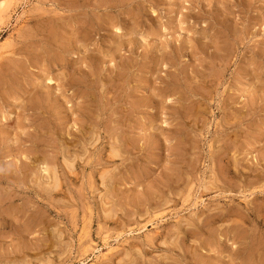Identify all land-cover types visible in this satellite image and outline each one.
<instances>
[{"label": "rangeland", "instance_id": "1", "mask_svg": "<svg viewBox=\"0 0 264 264\" xmlns=\"http://www.w3.org/2000/svg\"><path fill=\"white\" fill-rule=\"evenodd\" d=\"M0 264H264V0H0Z\"/></svg>", "mask_w": 264, "mask_h": 264}, {"label": "bare ground", "instance_id": "2", "mask_svg": "<svg viewBox=\"0 0 264 264\" xmlns=\"http://www.w3.org/2000/svg\"><path fill=\"white\" fill-rule=\"evenodd\" d=\"M81 112L83 113V115L85 114V111L83 110V109H81ZM87 116V115H86ZM76 125V124H75ZM77 128H78V126H77ZM79 129V128H78ZM81 132H82V130H81ZM83 133V132H82ZM73 134H76V133H74L73 132ZM54 151V150H53ZM114 153V155H116L117 156V152L115 151V152H113ZM77 156V155H76ZM69 158V157H68ZM52 160H53V158H52ZM66 161V160H65ZM51 162V161H50ZM50 164V163H49ZM67 166L69 167V168H72L73 167V163H68L67 162ZM45 168V167H44ZM56 168V167H55ZM54 167H51V166H47L46 168H45V170L48 172V174H49V172H53V176H54V184L53 185H51L52 187H57L58 186V176H57V173H56V169H55ZM45 178V177H44ZM49 185H50V183H49ZM46 188V187H45ZM48 188V187H47ZM52 189V188H51Z\"/></svg>", "mask_w": 264, "mask_h": 264}]
</instances>
